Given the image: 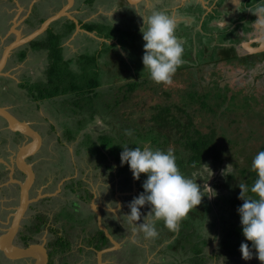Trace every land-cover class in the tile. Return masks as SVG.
Masks as SVG:
<instances>
[{
    "label": "rangeland",
    "instance_id": "rangeland-1",
    "mask_svg": "<svg viewBox=\"0 0 264 264\" xmlns=\"http://www.w3.org/2000/svg\"><path fill=\"white\" fill-rule=\"evenodd\" d=\"M208 2L212 4L214 1ZM251 3H253V0H250L248 5ZM127 5L128 6L124 9L125 11L118 12V14L111 11L108 17H98L104 21H108L105 25L98 23L97 28L104 30L105 34H110L111 39L107 38L104 41L100 40L92 45L88 43L86 49L84 51L78 50L79 53L75 57L76 59L80 55L88 54V52L97 53L98 59L96 61L98 67L86 68L85 72H82L84 64L81 63L74 68L77 74L86 73L87 75L80 76H84V78H88L93 70H100V74L97 76L101 77L102 86L101 93L97 97L99 98L97 103L101 105V111L96 114L94 120L90 119L91 113L89 109L78 112L74 111L75 107L72 102L74 101L73 97L75 96V92L72 93L71 91L67 93L68 97L60 94L53 98L40 101L37 100L38 97H34V90L31 91L30 86L35 87L36 84L41 86V82H45L48 79V77H46V69L49 66L47 62L48 58L46 59V56L43 54L29 56L19 64L12 60L13 62L8 69L13 70L12 75L15 78L9 79V77H6L0 82V86H2V84H7L9 86L8 93L0 89V102L8 105L13 112L20 115V117L25 120L32 122L43 132L45 143L41 150L40 157L46 161L43 162L44 164L42 162L40 164L48 168L46 172L49 173L51 178H54V176L56 177V180L52 183L53 188H57L59 184L61 186V182L64 183L66 179L68 181L74 178L75 180L71 183L75 184L76 187L83 186V188H91L93 192L97 191L103 198L100 202L96 200L98 199L97 197L94 199L89 198L85 206V208L88 207V209L84 211L79 210V213L77 212L78 214L73 211H68L66 208L58 212L61 209L60 207L65 205L66 198L68 197L66 194L68 189L66 193L61 195H54L56 194L54 192L52 195L54 200L52 202L50 214L53 218L54 228L61 231L65 240L68 242V249L61 253L58 252L54 246L53 248L51 247V260H53V264H95V253H90L85 241L88 236L96 232V228L99 226L96 222L98 218L93 215L92 207L95 210L96 208L100 211L103 209V212L105 210L110 213L111 211H109V208H115L117 204H119L120 207L117 209L116 214L114 213V217L111 216L113 219H115V217L120 218V222L125 226L124 230L131 233L127 239L126 249L131 251V253H135V247L133 244H129L132 242L135 243L134 245L141 246V248H139L140 252L142 249H145V252H141L139 255L141 264H168L167 260L163 261L162 259L164 258L161 252L163 245L156 244L154 238H145L141 231H137L133 234L131 231L132 225L128 224L127 218L124 217L122 219V215L130 211L127 206L128 202L143 191L142 183L146 179V174L143 175L144 173H141L140 178L135 179L129 166H126V163L121 165V161L118 162L115 160L108 148L100 146V141L102 140L99 139V136L102 132L109 133L115 137H119L121 134L124 136L123 138L128 139L130 136L125 134V130H132V134L135 132L133 131V126L132 128L128 126L124 127L125 123H133L136 125L140 120L146 122L147 119L151 117V108L154 104L164 102L171 104L177 102L181 106L183 105V95L188 93L187 90L199 86L202 91L209 92V96L206 99L208 103L215 107V111L211 112L207 109H201L199 103L192 104V102L190 108L187 107V110L190 109L189 112L191 111L193 113L194 124L197 128L207 131L209 127H216L221 134V142L224 150L223 157L226 159L224 161L225 170H239L240 168L238 167L244 166L243 164L245 162L244 157L239 159L240 155L253 157L254 153L259 152L257 148L264 145V119L259 116L260 114L264 116V69L259 68L255 70L253 68L248 70L247 68L235 65L234 63H226L225 61L217 65L215 64V59L221 58L219 47L212 46V44H215L217 39H219L218 36H215L216 32L223 38H227L231 34L227 32L226 28H221L222 26H210L208 23L210 18L214 20L216 17H220L222 14L221 12H216V15L212 14L209 19L206 17L201 25H199V21H196L195 24L197 25L195 26H200L196 32V29L191 28L188 24L182 25V29L186 32L179 36L178 39L185 41V46L191 44V46H187L188 52L186 54V47L183 48V56L185 55L184 62L186 60L187 64H191L188 62V59H191L192 52H198V58L193 59L191 66L184 68L183 72L179 75L173 74L170 82L156 83L153 80H149L134 93H129L130 95L128 98H124L128 82L132 81L133 78L140 81L146 78L143 75L137 74L135 77H132L130 76L131 72L141 74L147 71L146 68L144 69L141 57L144 52L143 44L145 43L142 39L141 32L143 20L136 8L134 9L129 4ZM199 5L192 4V6H188L189 12L192 11L196 14H202L204 17L202 3ZM162 8V5H157V11H162ZM184 9L186 8L180 9V12L183 13ZM192 12L188 13L191 16V21L198 19V16L194 17ZM146 14L150 13L148 12ZM168 14L172 15L173 13L169 12ZM173 16L176 17L178 26L179 20L182 19V15L176 14ZM186 16H188L187 12ZM222 24L224 25L225 23ZM0 25H4L2 19H0ZM179 32L180 30L178 29L176 33ZM3 35H5L4 32L0 37ZM191 36H195V38L198 39L199 45L197 50L193 48ZM83 38L84 37H80V41ZM47 39L50 42V35H48ZM80 41L77 43L79 49H81L80 47L84 39ZM90 49H92V52ZM114 49L121 54L120 59L115 56ZM196 60L199 63L195 64ZM209 60H212L211 62H214V64L209 63ZM233 60L236 61L235 58ZM73 67L75 66L73 65ZM127 68L130 69L131 72L128 71ZM212 72H215V74ZM227 86L229 88L228 91L225 90ZM233 90H241L242 95H255L258 101L254 103L253 107H250L251 110H247V108L244 107L235 108L229 98ZM220 91L227 94L228 97L222 107L216 105L218 101L217 92ZM166 92L170 95L168 96ZM241 96L237 97L239 102L243 100ZM187 100L190 101L189 98H187ZM77 101L78 100H75L74 103ZM118 101L120 102L117 103ZM174 110L175 112H179L176 107ZM243 113H246V115L255 113L260 121H257L254 117L252 120L246 119L249 115L243 116ZM81 119L83 120V127L79 130L81 126H79V121ZM68 126L77 129L74 139H68L67 137L66 129H68ZM248 131L250 136L254 135L252 140L253 149L247 147V150L243 153V142H245V138H247L249 134ZM235 136L240 139L239 145L231 141V139L234 140ZM114 144L117 143L114 142ZM146 145L149 146V143H146ZM102 152H104L105 156H103ZM218 166L219 164H204L201 168L197 169L195 173H191V177L187 174V170H181V173L183 175L185 174V177L201 186L202 197L204 198L207 193L206 199H209L213 203L214 208L210 212L209 222H205L202 229L204 233L206 232L205 236L209 238V244L205 247V251L210 257L213 253L221 252L220 241L223 228L228 225V222L232 221L231 219H236V217L228 219V210L225 208L223 209V216H220L218 213L221 207V205H218L219 196H221L225 190L223 191L222 188H214L213 184L209 183L211 179L208 178L210 172L221 170ZM39 170H41V168H38L37 171ZM42 171L44 172V170L40 172ZM79 180L83 182H78ZM44 181V175L39 174L37 186H44ZM232 184H234V182L231 181L228 185L232 186ZM68 186H70V184H68L67 187ZM36 189L42 188H35L33 191L34 193L37 192ZM123 189L126 195L122 192ZM118 191H121L122 194L120 196V203H118V199H116V196H119ZM50 192L51 191L48 190V194ZM72 197H74V195H72ZM149 209L150 206L148 204L141 206V220L137 221V223L143 222V216L147 214ZM87 217H89V219ZM212 221H217V225L211 226ZM101 223L104 225L103 222ZM160 227L161 225L159 224L158 228ZM41 238H43L45 245L50 244L52 246L55 236L46 228ZM120 243L121 246L122 242ZM250 250L253 252L251 259H243L241 253L235 254L229 259L220 255L218 258L211 257L208 264H262L255 255V249ZM124 252L125 248L123 249V253H121L122 256ZM107 256H109V254ZM113 262L116 264L118 263L114 256L107 259L105 264H115ZM123 262L122 260V264Z\"/></svg>",
    "mask_w": 264,
    "mask_h": 264
},
{
    "label": "trees",
    "instance_id": "trees-1",
    "mask_svg": "<svg viewBox=\"0 0 264 264\" xmlns=\"http://www.w3.org/2000/svg\"><path fill=\"white\" fill-rule=\"evenodd\" d=\"M74 27V23L69 25L70 30H73ZM86 27L89 30H94L97 28V24H87ZM110 36V34H106L107 38H111ZM60 38V35L50 33V42L48 39L42 42L44 46L49 48L51 55V64L48 70V80L41 82V86L37 84L35 87L30 86V89L31 91L34 90L33 94L35 93V98L38 97L40 100L53 98L60 94L68 97L67 93L71 91L72 93L75 92L73 99L74 101H78L75 103L74 101L72 102L75 107L74 111L78 112L89 109L91 113L90 119L94 120L96 118V114L101 111V105L97 103L99 99L97 97L101 93L102 86L101 77L97 76L100 74V70H93V72L89 74L88 78H84V76L80 77L86 73L77 74L75 69L71 68L70 61L64 59ZM184 48L188 51L187 46L184 45ZM228 51L232 52L233 48H229ZM219 53L221 54V58H217V62L225 61L226 63H234L233 58L229 56L228 52L225 50H220ZM114 54L120 59L121 54H119L118 51L115 50ZM24 56L25 53L22 54V57ZM184 58L185 57L183 56V60ZM97 59V53L83 54L77 57V61H79L78 64H84L82 72H85L86 68L90 69L92 67H98V63L96 61ZM215 64L217 65V63ZM128 68L127 70L130 71ZM183 70L184 65L181 64L177 68L174 75H179L181 72H183ZM212 73L215 74V72ZM136 74L143 75L146 78H143V81L133 78L132 81L128 82L124 98H128L130 95L129 93H134L143 84L151 80L147 71H144L141 74H138L137 72H131L130 76L135 77ZM192 88L194 89L190 88L187 90L188 93L183 95V105L180 106V104L177 102H173L171 104L165 102L154 104L151 108V117L147 119L146 122L140 120L136 123V125L133 123H125L124 127L128 126L132 128L133 126V131L135 132L130 137H128V139L123 138L124 136L121 134L119 137H115L109 133L102 132V134L99 136V139L102 140L100 141V146L108 148L115 160L118 162L121 161L120 153L123 150L121 145L125 144H127L129 148H135L137 146L143 147L146 145V143H149V146L153 149L159 148L164 151L171 150L175 156V162L180 171L183 169L187 170V174H189L190 177L191 173H195L196 170L201 168L204 164H219L218 168L221 170L216 172L214 170L213 172H210V177L208 176V178L211 179L209 180L211 181L209 183L213 184L214 188H222L223 191L225 190L224 193L219 196L218 205H221V207L219 208L218 213L220 216H223V209L225 208L228 210V219L232 217H236V219H231L232 221L228 222V225L223 228L222 238L220 241L221 252L213 253L211 257L218 258L220 255H223L229 259L235 254L241 253L240 244L242 241H245V237L242 234L240 216L237 212V208L244 202L243 199L239 198V194L241 192L239 184H244L249 188L246 196L255 197V194L251 193L250 188L257 178V175L251 170V163L257 153H254L253 157L240 155L239 159L244 157L245 162L243 164L244 166L238 167L240 168L239 170H225L224 161L226 159L223 157L224 150L223 144L221 142V134L216 127H209L207 131L197 128L194 124L192 116L193 113L191 111L189 112L190 109L187 110V107L190 108V104L192 102V104L199 103L201 109H207L211 112H214L215 107L208 103L206 99L209 96V92L202 91L199 86ZM228 89V86L225 87L226 91H228ZM232 92L233 93L229 96V98L231 99V103L235 106V108L244 107L247 108V110H251L250 107H253L254 103L258 101L255 95H242L241 90H233ZM166 94L168 96L170 95L167 92ZM238 96L243 98L241 102L238 101ZM187 98H189L190 101H188ZM217 99L218 101L216 105L222 107L223 103L226 102L228 97L227 94L220 91L217 92ZM119 102L120 101L117 103ZM175 107L179 112H175ZM242 115L245 116L246 113H243ZM259 116L264 119L262 114ZM253 117L257 121H260L255 113H251L249 117H246V119L252 120ZM82 122L83 120L81 119L79 121V126L81 125L79 130L81 127H83ZM67 128L68 129H66V132L68 139H74L76 134L75 131L77 129L70 126ZM253 138L254 135L250 136L249 133L247 138H245V142L242 141L244 143L242 147L243 153L247 150V147L249 149H253ZM231 141L235 142L236 145L240 144V139H238L236 136L234 140L231 139ZM114 142L117 144H114ZM257 150L259 152L264 151V145L257 148ZM102 154L105 156L104 152H102ZM126 166H128L127 163ZM143 175H145V173ZM231 181L234 182L232 186L228 185ZM206 198L207 193L205 194L204 198L202 197L201 203L197 205L196 208L193 207L189 213L179 222V227L176 231H170L167 227H165L162 220L156 222L158 236L155 237L154 240L156 244L163 245L161 248V252L163 253L164 257L162 258L163 261L167 260L168 264H208V261L211 257L207 255L205 247L209 244V238L205 236L206 232L204 233L202 229L204 223L209 222L211 215L210 212L214 207L213 203ZM211 223V226H216L218 222L212 221ZM159 224L161 225L160 228H158ZM113 227H116L118 230L119 228L123 230L122 225L114 224ZM98 232L99 233H96V236L101 242L96 248L100 249L106 244L110 243L108 237L102 230H99ZM122 233L123 235H121V238L125 236L129 237V234L131 235V233L127 232V230H124ZM117 237L119 238V236ZM90 241H92L93 244L95 237L93 236V238H90ZM127 242L128 240L124 243V245L127 246ZM246 242L249 244L250 249H253L251 248V242ZM56 244H58V252L63 253L66 251V249H68V242L63 238H61L60 242H56ZM129 244H133L135 247V253H131L130 251V256L135 261H137L131 264H138V261H140L139 255L141 252H145V249H142L140 252L139 248H141V246L134 245L135 243L133 242ZM119 261L122 262V260L117 259L118 264H120Z\"/></svg>",
    "mask_w": 264,
    "mask_h": 264
},
{
    "label": "clouds",
    "instance_id": "clouds-1",
    "mask_svg": "<svg viewBox=\"0 0 264 264\" xmlns=\"http://www.w3.org/2000/svg\"><path fill=\"white\" fill-rule=\"evenodd\" d=\"M233 2L237 5L239 0ZM248 10L256 16L257 31L264 33V0ZM138 14L142 17L143 26H146L141 28L142 39L145 41L142 55L144 69H147L154 82H170L177 68L183 63V44L175 34L176 17L164 11ZM125 134L131 136L132 130L126 129ZM121 146V165L127 163L135 179H139L141 173L146 174L142 183L143 191L128 202L130 211L122 213V219L127 218L128 224L132 225L133 234L141 231L145 238L158 236L155 225L160 220L170 231H176L179 222L193 207L196 208L201 203L203 195L200 185L181 173L171 150L153 149L147 145L135 148H129L127 144ZM251 170L257 175L250 188L255 197L246 196L249 188L239 184V198L244 202L237 208V212L245 237V241L240 244V251L243 259H251L253 252L246 242L250 241L256 257L264 264V151L254 156ZM145 204L150 209L143 216V222L137 223L141 220V206ZM119 207L117 204L115 208H109V211L116 214Z\"/></svg>",
    "mask_w": 264,
    "mask_h": 264
},
{
    "label": "crops",
    "instance_id": "crops-1",
    "mask_svg": "<svg viewBox=\"0 0 264 264\" xmlns=\"http://www.w3.org/2000/svg\"><path fill=\"white\" fill-rule=\"evenodd\" d=\"M127 4H129L134 9L136 8L139 13L144 12L143 14L157 11L158 4L163 6L162 11L166 13H173L172 15H178L180 11L179 8H181L182 6L187 7L182 3L178 4L177 0H0V19H2V23H4L3 26L0 25V35L3 32L5 34L0 37V62L2 58H4L6 50L10 49L8 56L4 60V66L0 70V82L3 78L6 77H9V79L15 78L12 75L13 70L8 69V67L13 62L12 60L19 64L29 56H34L35 54H43L44 56H46V59L48 58L47 62L49 66L46 69V77H48V70L51 64V55L49 48L44 46L42 42L47 40V37L48 35H50V33L60 35L63 57L65 60L70 61L71 68H76L77 65H79L77 58L75 59L76 55L79 53L78 50L84 51L88 43H91L92 45L97 41H104L105 39H107L104 30H100L98 28L89 30L86 25H98V23L93 20L94 18H98L99 16L108 17L110 16L109 14L111 13V11H114L118 14V12L125 11L124 9L126 8V6H128ZM83 13L85 16L83 15ZM188 13L190 12L188 11ZM71 23L75 24L73 30L69 29V25ZM99 23L105 25V23H108V21L103 20L102 22L99 21ZM80 37H84V42H82V45L80 47L81 49H79L77 46V43L80 41ZM83 39L81 41H83ZM90 50L92 52V49ZM23 53H25L24 57H22ZM88 54L95 53L88 52ZM73 65L75 67H73ZM22 86L24 87L23 84ZM0 89L8 93L9 86L7 84H2V86H0ZM3 105L9 107L4 103ZM43 145L44 138L42 139V145L40 149L43 148ZM0 161L6 164V168L4 169L6 171H0V188H6L7 185L11 184L7 188H13L12 191L14 193L12 195H15L13 196V199L16 202L11 207L14 208L15 206L17 207L19 205L22 188L21 182L25 181V179L27 178V174L18 166V164L16 168L15 160H13L12 163H8L0 155ZM32 165H34V163H32ZM38 168L41 167L38 166L37 169ZM33 170H35L34 167ZM41 170L37 171V173L35 171V176L36 174L44 175L45 184L44 186L38 187L36 176L33 185L30 187V197L32 198L31 193H34L33 191L35 188H42L36 189L38 194L36 198L33 197V199L35 200L37 198L39 199L40 197L52 196L54 192L56 193L54 195H60V192L62 190L61 188H63V183L61 182V186L59 184L58 187L54 189L52 183L54 180H56V177L54 176V178H51V176L49 175V178H47L43 171L40 172ZM81 181L82 180H79V182ZM48 190L51 191L49 194ZM122 192L126 195L124 189ZM118 195L119 196H116V199H118V203H120V196L122 195L121 191H118ZM97 198L98 199L96 200L98 202L103 200L101 196ZM5 200L6 198L2 197L0 193V205H3ZM92 210L93 215H95L98 218L97 220L100 222L99 215L97 214L99 209L96 208L95 210L92 207ZM99 222L98 224L100 227ZM121 225L123 230L120 228L118 230L115 227L113 228V231L111 233L119 242H122V245L120 247L114 248L113 250L105 252L101 257L102 264H105L106 260L112 258V256L114 255L115 257H117V259L123 260V264H131L137 262L130 256V251H128L126 249L127 246L124 245L129 237L125 236L121 238V235H123L122 232L125 229L124 224ZM117 236H119V238ZM99 243L100 241L98 239H95L93 244L90 243V246L87 245V247L89 246L88 249L90 253H95V264H99L98 251L101 248H96ZM110 243V247H112L114 243L111 240ZM124 248L125 252L122 256L121 253H123ZM108 254L109 256H107ZM119 263L122 264V262L120 261ZM138 264H141V261H138Z\"/></svg>",
    "mask_w": 264,
    "mask_h": 264
},
{
    "label": "flooded vegetation",
    "instance_id": "flooded-vegetation-1",
    "mask_svg": "<svg viewBox=\"0 0 264 264\" xmlns=\"http://www.w3.org/2000/svg\"><path fill=\"white\" fill-rule=\"evenodd\" d=\"M177 1H178V4L182 3L185 6H187V7L182 6L181 8H179V9L186 8L187 10L184 9L183 13L179 11V14L182 15V19L179 20L178 26L176 28V31L178 29L180 30L179 33H175L177 38H179V36L183 35L186 32V31L184 32V30L182 29L183 28L182 25L188 24L189 26H191V28L196 29L195 30L196 32L197 29L200 27V26L198 27L195 26L197 25L195 24L196 21H199L200 23L199 25H201V23L205 21L206 17H208L209 19V17L212 14L216 15V12H221L222 14L220 15V17H216L214 20L210 18L208 23L210 26H213V25H217L220 27L222 26L221 28H226L227 32H230L231 34L227 38H223L218 35L219 34L218 32H216L215 36H218L219 39H217L216 43L212 44V46H218L220 50H225L226 52H228L230 57H232L233 59L234 58L236 59V61H233L235 65H239L241 67L247 68L248 70L253 69V68L255 70L259 68L264 69V48L262 50L256 49V48H261L264 45L263 44L264 41L261 40V36L264 37V33L257 31L255 27L256 16L250 10H248L249 8H254L257 5V3L261 2V0H253V3H251L250 5H248L250 0H239L237 5L233 2V0H177ZM208 1H214V2L210 4ZM200 3H202V7L204 9V17L202 16V14H196L190 11L193 13L194 17L198 16V19L191 21V18H190L191 16L188 14V11H189L188 6H192V4L199 5ZM186 12L188 16H186ZM93 20L96 21V23H99V21L100 22L103 21L99 18H94ZM222 23H225V24L223 25ZM191 39H192V44L194 46L193 48L197 50L198 45H199L198 39L195 38V36L194 37L191 36ZM181 42L182 43L184 42L183 43V48H184V45L186 44V42L185 41H181ZM247 44L249 45L247 46ZM187 46H191V44L190 45L187 44ZM229 48H233V51L229 52L228 51ZM185 50H186L185 51V54H186L188 51L187 49ZM194 58L195 59L198 58L197 51L195 52L193 51V53L191 54V59H188V62H190L191 64H187L186 60L185 62L183 60L182 64L184 65V68H188L189 66H191ZM216 60L217 58L215 59V62L217 64L220 63V62H217ZM211 61L212 60H209L208 62L214 64V62H211ZM197 63L199 62L196 60L195 64ZM37 100L40 101V99H37ZM0 104L3 105V103L1 102ZM9 109L13 112L11 108ZM13 113L16 116H18L20 119H24L20 117V115L16 114L15 112ZM31 125L36 130H38L44 138V134L41 131V129L38 128L33 123H31ZM30 140H31V137H29L28 135H24L21 132H15L11 128H9L6 119L0 115V155L2 158H4V160H6L8 163H12V161L15 160V165L17 168L16 153L22 144ZM44 143H45V138H44ZM41 150L42 149H40L34 155L29 156L27 160L34 163L33 165L35 169L34 172L36 171L37 173V170H38L37 167L40 166L41 169L44 170L46 177L49 178V173L46 172L48 168L42 166L44 164L43 162H45L46 160H43L40 157ZM41 162L43 164H40ZM5 168H6V164L0 161V171L2 170L6 171L4 170ZM36 176L37 178L39 177L38 174H36ZM74 180H75L74 178H71L68 181L66 179L65 182L63 183V188H61L62 190L60 192V195L66 193V190L68 189L66 193L68 197L66 198L65 205L60 207L61 209L58 212L62 211L63 208H66L68 211L79 213V210L84 211L88 209V207L85 208V206L88 203L89 198L94 199V197L101 196L97 191L93 192L91 188H83V186L76 187L75 184L71 183ZM68 184H70V186L67 187ZM10 185H7L6 188H0L2 197L6 198L3 204L4 206L0 205V235L4 233L12 225L13 219H14V213L16 212V209H17L16 206L14 208L11 207L16 201L13 199V196L15 195H12L14 193L12 191L13 188H7ZM37 194L38 192L31 193L32 199L33 197L36 198ZM72 195H74V197H72ZM53 200H54L53 196L40 197L39 199L37 198L36 200L33 199L28 206V209L24 215V218L21 221V225L14 239L15 245L22 246V247H28L32 243L44 241L43 238H41V235L44 234V231L46 228L49 229L51 234L55 236V239L53 240L54 242H52V246L50 244L49 245L46 244V247L48 248V252H49V257H50L48 264H53L52 263L53 260H51V256H52L51 249L53 248V246L58 251L57 249L58 244H56V242L58 241L60 242L61 238L65 240V237L63 236L62 232L56 230L53 226L54 222L50 214V210L52 209ZM100 212L102 214V222L104 223L106 227H108L110 232L113 231L114 224L115 225L122 224L120 222V218L115 217V219H113L114 213H111V212L109 213L105 210L103 212V209ZM87 218L89 219V217ZM96 222L98 223L99 221L97 220ZM99 230H102V229H100V227L98 226V228H96V232L92 233L90 236H88L85 239L87 245L90 246V243H92V241H90L89 243V240L90 238H93V236L95 237V239H97L96 233H99L98 232ZM109 243H110V239H109ZM110 245L111 243L106 244L101 249L110 247ZM214 258H217V257H214ZM116 260H117V257H116ZM32 263H33V259H25V260L10 259L7 257L4 251L0 248V264H32Z\"/></svg>",
    "mask_w": 264,
    "mask_h": 264
},
{
    "label": "water",
    "instance_id": "water-1",
    "mask_svg": "<svg viewBox=\"0 0 264 264\" xmlns=\"http://www.w3.org/2000/svg\"><path fill=\"white\" fill-rule=\"evenodd\" d=\"M261 40L264 41L263 36H261ZM263 46L256 49L262 50L264 48ZM9 52L10 49L6 50L4 58H2L0 62V70L4 66V60L8 56ZM0 115L6 119L9 128H11L13 131L21 132L22 134L31 137V140L22 144L16 153V163L24 172H26L27 178L25 179V181L21 182L22 188L20 194V202L17 206L16 212L14 213L13 223L4 233L0 235V248L10 259H33L32 264H48L50 257L48 248L46 247L44 241L32 243L28 247L17 246L14 244V239L21 225V221L24 218L30 202L33 200L30 197V187L33 185L36 176L33 170L32 163L28 162L27 159L29 156L34 155L40 150L43 138L41 133L34 127H32L30 121L20 119L9 109V107L0 104ZM98 215L100 218L99 223L101 229L105 232V235L114 243L112 247H107L98 251L99 264H102V255L107 251L119 247L120 242L112 235L108 227L101 223L102 214L100 211H98Z\"/></svg>",
    "mask_w": 264,
    "mask_h": 264
},
{
    "label": "bare ground",
    "instance_id": "bare-ground-1",
    "mask_svg": "<svg viewBox=\"0 0 264 264\" xmlns=\"http://www.w3.org/2000/svg\"><path fill=\"white\" fill-rule=\"evenodd\" d=\"M249 44H247V46H248Z\"/></svg>",
    "mask_w": 264,
    "mask_h": 264
}]
</instances>
